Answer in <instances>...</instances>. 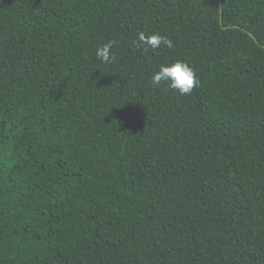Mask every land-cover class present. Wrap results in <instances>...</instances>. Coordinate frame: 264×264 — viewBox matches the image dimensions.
I'll return each instance as SVG.
<instances>
[{"label": "trees", "instance_id": "1", "mask_svg": "<svg viewBox=\"0 0 264 264\" xmlns=\"http://www.w3.org/2000/svg\"><path fill=\"white\" fill-rule=\"evenodd\" d=\"M0 264H264V0H0Z\"/></svg>", "mask_w": 264, "mask_h": 264}, {"label": "clouds", "instance_id": "2", "mask_svg": "<svg viewBox=\"0 0 264 264\" xmlns=\"http://www.w3.org/2000/svg\"><path fill=\"white\" fill-rule=\"evenodd\" d=\"M116 41H110L95 50V56L101 62L108 64L115 61L116 56L112 51ZM138 43L145 50H156L161 45L167 48H173V41L167 36L159 33H145L143 31L137 33ZM151 84L159 87L163 82L172 90L178 91L179 94H189L191 91L200 86V78L193 67L183 60H176L165 64H160L158 69L151 74Z\"/></svg>", "mask_w": 264, "mask_h": 264}, {"label": "rangeland", "instance_id": "3", "mask_svg": "<svg viewBox=\"0 0 264 264\" xmlns=\"http://www.w3.org/2000/svg\"><path fill=\"white\" fill-rule=\"evenodd\" d=\"M220 2H231L232 0H219ZM231 23H234V20H231Z\"/></svg>", "mask_w": 264, "mask_h": 264}]
</instances>
